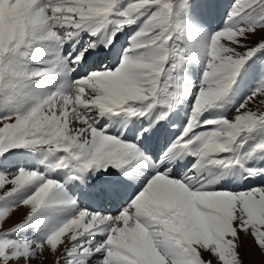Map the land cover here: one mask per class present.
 <instances>
[{
  "label": "snow or ice",
  "instance_id": "1",
  "mask_svg": "<svg viewBox=\"0 0 264 264\" xmlns=\"http://www.w3.org/2000/svg\"><path fill=\"white\" fill-rule=\"evenodd\" d=\"M212 6L211 0H0L6 45L0 54V167L14 165L16 148L45 152L56 157L57 168L98 172L93 194L102 199L120 196L118 173L130 175L142 167L155 172L117 214L80 210L30 241L9 235L41 213L56 212L58 204L74 206L75 200L64 185L36 170L0 172V264H44L46 253L55 257L54 264H159L156 256L164 264H245L244 237L264 253V183L244 191L216 190L207 175L211 169L231 173L248 155L264 153V139L247 154L240 152L254 132L264 130V83L231 119H201L230 92L244 65L264 51V0H235L225 28L210 37L190 120L162 156L150 158L143 147L161 131L158 123L133 121L122 138L104 127L121 114L141 118L158 107L168 110L160 119L168 117L181 95L177 72L186 59L177 42L191 46L176 8ZM138 21L139 30L114 67L100 70L114 56L115 42L91 40L61 56L81 32L96 36L109 24L123 30ZM45 44L55 46V57L42 69L28 68V58ZM61 59L85 74L70 87L35 92L38 78L56 73ZM205 124L214 127L201 131ZM188 155L196 157L192 169L182 179L170 176L171 166ZM248 175L260 177L264 168ZM30 186L29 197L7 204ZM21 206L27 212L5 229Z\"/></svg>",
  "mask_w": 264,
  "mask_h": 264
},
{
  "label": "bare ground",
  "instance_id": "2",
  "mask_svg": "<svg viewBox=\"0 0 264 264\" xmlns=\"http://www.w3.org/2000/svg\"><path fill=\"white\" fill-rule=\"evenodd\" d=\"M214 23H215V21H213L212 25ZM82 33H88V32L87 31L81 32L79 34V36ZM114 33H115V30H113L110 26H107L105 29H103L96 36H91L88 33L91 36L92 40L96 41L100 45H104L106 42H109V43L115 42L118 44L117 48L113 50L114 51V56L112 57L113 61L115 60V57H116L115 54L118 52V49L121 47V42L118 40H115L112 37V36H115ZM79 36L74 38L73 41H76ZM40 47L42 48V51L39 54L33 52V54L26 61L27 67L32 69V70L40 69L38 67V61L42 59L41 55L47 54L48 44L42 45ZM5 51H6L5 39H4V35H3L2 30H0V53H3ZM193 61H194V65H195L196 61L195 60H193ZM184 66H187L185 69L186 71H183ZM189 66L190 65L185 62L183 64V67H182V71H181V73H182V75H181V82H182V84H181V86H182L181 87V102L178 105V109L175 108V109L171 110L166 119H163L162 121L160 120L161 113L163 111H168L167 109H162V108H159V109L156 108V110H154L152 113H150L149 115H147L145 117H141V118L128 117L125 114H121L119 117H113L111 119V121L106 124L105 128L111 127L112 132H114V134H112L111 132H107V134L116 135L117 133H119V136L122 138L123 136H125L127 134L126 129L133 126V121H136L137 126H139L141 123H144L145 126H147L148 121H152L153 126H155V124L158 123L161 126V131L159 132V134L155 138L146 142V144L143 145V147L146 149V151L148 149L149 150L151 149V151H155V149L157 148L158 155H156L155 153H152L153 158L156 156H162L163 152L166 151L167 147L170 146L172 141H174L176 139L175 137H177V136H174V133L177 130L175 129L176 127L173 128V123L171 121L170 115H172L173 118L178 121L179 120L177 117L178 114H179V118L182 117L180 115V113L184 114L185 117L187 115L190 116V114L192 113V109L194 107V103H191L190 101H192L191 99L193 98L194 91H195L196 86L198 84H197V81L194 82V79L196 77V73H195V71L190 69ZM195 66H196V68H198L197 64ZM66 68H67V65L61 59V63L58 66V71L54 74L53 80H50V79L46 78L45 76L38 78L37 85H36L34 91L37 92L38 94L42 95L45 93H50L49 90H51L52 88H56V89H54L53 92H55L57 89H59L61 87L67 88L69 86V76L67 75ZM198 80H199V78H198ZM201 83H202V81H201ZM230 94H231V96L229 98L230 99L229 102H230V107H231L234 104L236 97L234 96L235 94H233L232 89L230 90ZM195 97H196V95H195ZM179 108H181L180 111H179ZM218 110L219 109H216V111H218ZM3 114H4L3 112H0V115H3ZM190 117L188 118L187 122H185V125L190 120ZM180 120H181V118H180ZM114 124L115 125L118 124L120 126L119 131L115 132L113 130L114 126H111V125H114ZM176 126L179 127V129H180V126L178 124ZM136 139L139 140L140 136H137ZM23 156L27 160V161L26 160L25 161L29 162L28 165L31 166L36 171H37V169H39V170L40 169L41 170L46 169V168H48V165L53 164V162H52L53 160L48 159L50 163L47 162V166L40 167L39 163H38V165H36L37 167H35L34 162H36L37 158L39 159V157H37L35 154H32V153H25ZM187 157L190 158L191 155H190V157H189V155L185 156L183 159L178 160L176 163H174L171 166V171L169 173L170 176H172L173 178H176V179H179V178L182 179L183 176L185 175V173L189 172V170L192 169L193 164L196 163V157L192 156L190 159H188ZM16 158H19V156L16 155L13 159L15 160ZM262 160H263V157H261V156H258L255 158V161H257V163H259ZM31 161H32V163H31ZM39 162H40V160H39ZM43 162H45V161H43ZM144 168L147 169V171L148 170L152 171L153 172L152 175L155 174L154 170L151 169L150 167H144ZM112 171L115 172L113 169H112ZM138 171H135L134 173H138ZM222 171H224V170H222V169H211L210 172L207 174L212 179L215 180L214 184H215L216 190L228 189L229 191L230 190H232V191H234V190L244 191V190H247L249 186H253V187L258 186L257 182L255 183V181H250V179H248L247 177L244 178V174L241 171H239V169H237V168L235 170H233L231 173L225 172L224 175L220 174ZM4 172L6 173L5 170H4ZM57 173H59V172H57ZM74 174H75V177H73L74 178V183H73L74 186L71 185L68 188L70 190L67 189L66 191L71 195V196L70 195L69 196L75 200V205L73 206V205H68V204H64V203L58 204L57 205L58 210L56 211V213L55 212H53L54 214L49 213V212L41 213L39 216L34 217L33 220L28 223L31 226H36V228H37V226L39 227V229H40V231H39L40 234L38 237L39 239L43 235L44 231H48L51 227H53L57 223L61 222V220L62 221H63V219L67 220L68 218L75 216L79 212L76 209V204L79 203L80 199L84 202V206L82 207L81 210H86L89 212H92V207H93L94 203H97V205L100 206V203L103 204V202L105 200H107L108 202H111L112 206L115 207V203H114L115 199L109 200V199L98 198L97 196L92 197V194H91L92 191H94V190L96 191V186L93 185V180L95 177L91 176L88 172L87 173H79V174L74 173ZM76 174H77V176H76ZM152 175H150V176H152ZM53 177H54V175H53ZM87 177H90L92 180L89 182L88 180H86ZM54 178L62 179L60 173L58 175H56V177H54ZM128 178L132 182H140V180H135L132 176H128ZM249 182H251V184ZM76 183L83 184L84 192L82 193V195H77L79 187H78V185H76ZM124 183L127 184L126 182H124ZM127 185L129 186V184H127ZM123 187H124V189H123ZM26 188H31V186L26 187ZM66 188L67 187L65 186V189ZM129 188H132L134 190L132 185H130ZM126 189L128 190L126 185H121L120 191L126 190ZM25 194H27L26 190H24V189L20 190V192L15 196V202L18 201L21 203L25 199ZM76 195H77V197H76ZM122 195L123 194H120L121 198H122ZM120 199H118V200H120ZM11 203H12L11 200L7 201V204H11ZM98 209L101 210L102 208L98 207ZM27 210L28 209L26 207L21 206L17 211L20 213L21 218H22L24 216V214L27 212ZM61 218H63V219H61ZM41 228H43V229H41ZM34 233H36V232H34ZM58 240H59V238L57 237L56 240L52 241L53 246H55L56 243H58ZM46 256H47V259H46L47 261L44 264H54L53 260H55V257L51 256V254H48V253H46ZM143 258L147 261V257H143ZM155 259L159 261V264H164L162 257L156 256Z\"/></svg>",
  "mask_w": 264,
  "mask_h": 264
},
{
  "label": "rangeland",
  "instance_id": "3",
  "mask_svg": "<svg viewBox=\"0 0 264 264\" xmlns=\"http://www.w3.org/2000/svg\"><path fill=\"white\" fill-rule=\"evenodd\" d=\"M207 0H199L198 1V4H201L202 2H205ZM193 0H189V3H192ZM195 2V0H194ZM197 2V0H196ZM235 3V0H218L217 2H215L213 4V6L210 8L211 10H215L216 8H218L220 5L222 7V10H221V14L222 16L224 17V20H223V23H222V28L221 27H217V28H211V29H204V27L202 28L197 21H199L200 17H201V13L203 12L204 8L201 7V9L199 10V7L196 8L195 10H192V9H188L186 11H183L181 12L180 8L177 7L176 8V13H177V18L179 19V21L183 24H191V26L193 27V31L192 33L188 32L187 33V36L188 38L190 39L191 41V46L189 47L187 41H184L185 42V49L187 48H193V51H190L189 52V55L190 57H193L197 60L196 61V64L198 65V68H196V64L194 65V59H190L188 60L186 63L189 64L190 66V69H192L193 71H195L196 73V77L194 79V82L197 81V86H196V89L194 91V95H193V98L191 99L192 101H190L191 103H194L195 102V99L197 98V95L199 93V91L201 90V81H202V77H203V73H204V70L206 69V63H207V54H208V50H209V41H210V37L213 35V32L216 33V31L218 32V30H223V28H225V24L227 23L228 21V16L231 12V9L233 7ZM202 10V11H201ZM186 12V13H185ZM188 12V13H187ZM205 12V15L208 14V11H204ZM214 12V11H213ZM184 14L186 16V18L188 20H185L184 19ZM188 15V16H187ZM222 21V20H221ZM142 23V22H141ZM140 23V25H141ZM212 21L208 23L209 26H212ZM225 23V24H224ZM211 24V25H210ZM140 25H139V21L136 23V24H133V25H130V26H126L123 30H118L117 29V25L116 24H111V27L113 30H115V33L117 35H121L123 34V37H124V41L121 42V47L127 45L129 47L130 45V42H131V37L133 36V31L135 30V32H137L140 28ZM190 26V28H191ZM188 31H190V29H188ZM214 33V34H215ZM135 35V34H134ZM253 39H255V37H253ZM183 42V43H184ZM124 45H123V44ZM181 44V42H177V47ZM118 46V44H117ZM183 49V53L187 52V50ZM126 50V49H125ZM114 52V51H113ZM2 54V53H0ZM188 54V52H187ZM185 56V54H184ZM122 58V57H121ZM118 57V55H116L115 57V60L113 61L114 62V66L116 63H119L120 62V59ZM112 59V58H111ZM203 66V68H202ZM187 66H184L183 67V71H186ZM241 72H244L245 73H248V74H251L253 75L256 79L259 77V81H253L252 77L247 75L248 77V84L246 83V78L242 81V83L245 85L246 87V92L244 94V100L250 96L253 92L254 89H256L258 87V85L264 83V51H260V52H257L256 55L254 57L251 58V60H249L245 65L244 67L241 69L240 71V74L237 76L239 77L241 75ZM261 75V76H260ZM199 78V80H198ZM201 78V79H200ZM258 82L257 84V87H256V83ZM182 84V82H181ZM244 87L241 86V85H236L235 88L232 89L233 91V94H235L234 96L236 97L234 100V104L230 107V102L228 99L225 106L222 108V110H218L219 112L221 111H229L230 109H232L239 101H241L242 99V96H243V92H244ZM196 95V97H195ZM243 100V101H244ZM242 101V102H243ZM242 102H239L237 104V108H239L240 104ZM218 103V101L216 102ZM215 103V104H216ZM178 109V108H177ZM235 114V112H231L229 114L226 115V117L228 119H230L233 115ZM180 115L182 117V119H186L188 120V118L190 117L189 115H187L186 117L184 116V114L180 113ZM202 120H210V119H218V118H212L210 117V112L207 110L205 111L203 114H202ZM170 118H171V121L173 123V128L176 127L175 129L177 130L175 133H174V136H179L182 132L180 131L179 127H177L176 123H174V119L173 117L170 115ZM177 121V120H176ZM187 122V121H186ZM106 126V124L104 125V127ZM205 126H210V125H202V127H205ZM106 132H111L112 134H114V132H112V129L111 127H106ZM205 129H203L202 131H204ZM180 132V133H179ZM179 133V134H178ZM177 134V135H176ZM252 137V138H251ZM248 140H247V143L243 146V148L240 150L241 154L244 155V154H247L249 152V150L252 148V146H254L256 143H258V141H260L261 139H264V130H258L256 132H254ZM176 138V137H175ZM13 151H15L17 153V156H19V158H16L14 161V165L13 166H10V167H1L0 168V172H4V170L6 171V173H10V172H15L17 171L19 168H23L25 170H34L31 166H29V162H26L27 160L24 158V154L25 153H32V154H35L37 157H39V159L37 158V163L34 162L35 164V167H37L36 165H38L39 163V166L40 167H43V166H47V162H49V160H53V164L52 165H48V168L46 169H37V171L44 175L46 179H52V180H55L59 183H61L62 185H64V187L66 186L67 188L65 190H67L71 185L74 186V178L75 177V174L73 173V171L69 170V169H60V168H57L55 167V164H56V157L55 156H50L48 155L47 153L45 152H40V151H31V149H24V148H16L14 149ZM25 151V152H24ZM148 153H150L152 155V153H155L156 155H158V150L157 148L155 149V151H151V149L147 150ZM22 153V154H21ZM37 153V154H36ZM260 154V153H258ZM256 154V155H258ZM227 155V154H226ZM256 155H248L244 160H243V169H241L243 172H245L246 175H248V170L250 169H257V168H263V166H258V165H254L253 162L251 161L252 160V157L256 156ZM190 157V155H189ZM192 157V156H191ZM190 157V158H191ZM188 158V157H187ZM188 158V159H190ZM49 159V160H48ZM26 160V161H25ZM40 160V162H39ZM45 161V162H43ZM262 161H260L258 164H261ZM32 163V161H31ZM30 163V164H31ZM50 163V162H49ZM182 164V163H181ZM38 166V167H39ZM30 167V168H29ZM34 167V166H33ZM36 169V168H35ZM114 171H116L115 169H113ZM240 171V170H239ZM43 172V173H42ZM59 172L62 179L60 178H54L56 177V175H58ZM5 173V172H4ZM91 176L95 177V175H99V173H95L93 174L92 172H88ZM92 173V174H91ZM134 173V172H133ZM79 174V173H78ZM153 174L152 171L148 170L147 172H145V178L142 179V177H139L141 178V181L139 182V185H136L134 184L133 182H130L134 188V190L136 191H139L148 181V179H150V175ZM54 175V177H53ZM74 175V176H73ZM118 175H120L121 177V180H123L124 182H126L127 184H129L128 182V179L126 177V175L122 174V173H118ZM77 176V174H76ZM249 176V175H248ZM138 177V176H137ZM247 176L244 175V178H246ZM250 177H253V176H250ZM77 178V177H76ZM248 178V177H247ZM254 178V177H253ZM256 178V177H255ZM258 180L260 182H264V175L260 176V177H257ZM78 179V178H77ZM249 179V178H248ZM89 182L92 180L90 177H87V179ZM69 181V182H68ZM73 181V182H72ZM122 181V184L121 185H124ZM81 182V181H80ZM251 184V182H249ZM248 183V184H249ZM66 184V185H65ZM76 185H78L79 189H78V192H77V195H82V193L84 192L83 190V184L81 183H76ZM80 185V186H79ZM130 186V185H129ZM212 188L215 189V184H212L211 185ZM259 186V185H258ZM249 187H253V186H249ZM248 187V188H249ZM72 188V187H71ZM124 189V187H123ZM132 191H134L132 188H130ZM23 190V189H22ZM24 190L27 191V194H25V198L29 197L33 191H34V187H31V188H24ZM70 190V189H68ZM131 190H122L120 191V194H123V193H127L128 195H131L132 191ZM73 191V190H72ZM136 191L133 192V195L135 193H137ZM232 191V190H230ZM234 191H237V190H234ZM20 191H18L17 193H14L13 196L9 197L8 200H11V205H15V204H19L20 202L16 201L15 202V196L19 193ZM74 192V191H73ZM68 193V192H67ZM79 193V194H78ZM68 195H70L68 193ZM76 195V197H77ZM132 195V196H133ZM71 196V195H70ZM131 196V197H132ZM131 197H126L122 203L119 204V206L121 205L120 209H122L123 207H126L127 204L130 202V199ZM121 196H119V198L117 197V199H120ZM115 199V198H114ZM111 200V199H109ZM79 203H83L82 205H78L76 204V209L78 211H80L82 209V207L84 206V202L80 199ZM81 206V207H80ZM107 206V205H106ZM98 207L102 208L101 210L98 209ZM93 208L95 210L92 211V213H100V214H103L101 213L104 209L103 207V204L100 203V206L97 205V203H94L93 205ZM107 209H109V206H107ZM106 209V213H104V215H108V211ZM113 212L116 211L115 207L113 206L112 208ZM56 213V212H55ZM54 214V213H53ZM117 214V212L115 213ZM113 214V215H115ZM22 218H21V215L20 213L16 210L15 211V215L12 217V220H10L8 222V225H4V228L6 229L9 225H13L15 222L17 221H20ZM63 219V218H61ZM64 220V219H63ZM62 221V220H61ZM32 227V228H31ZM31 228V229H30ZM43 229V228H41ZM38 231V232H37ZM40 229L39 227L37 226H31L30 224H26L24 225L23 227H21L19 230L11 233L9 235V238L11 239H14V240H17V241H30V240H38L39 238V234H40ZM36 232V233H34ZM43 232V231H42ZM46 231L43 232V234L45 233ZM35 234V235H34ZM100 237H97V240H99ZM242 243H243V248H244V252H245V255L243 257L244 261H245V264H264V253H261V251L255 247L254 243L252 242L251 238L250 237H244L242 238ZM46 255V254H45ZM142 259H144L143 257H141ZM148 259V258H147ZM47 260L44 261V263L46 262ZM53 263H54V260H53Z\"/></svg>",
  "mask_w": 264,
  "mask_h": 264
}]
</instances>
